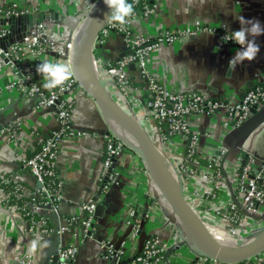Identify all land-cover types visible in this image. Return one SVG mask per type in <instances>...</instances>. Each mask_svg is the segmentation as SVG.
Returning a JSON list of instances; mask_svg holds the SVG:
<instances>
[{"label": "built area", "instance_id": "1", "mask_svg": "<svg viewBox=\"0 0 264 264\" xmlns=\"http://www.w3.org/2000/svg\"><path fill=\"white\" fill-rule=\"evenodd\" d=\"M37 1L38 5L17 1L0 2V38L10 34L11 21L25 14L49 10L42 9L43 0ZM96 1H88L84 10L92 11ZM127 2L133 7L140 6L141 13L133 12L123 23L110 17L94 45L92 64L95 63L101 69L110 87L105 93L123 107L129 108L139 119L165 156L185 198L204 224L207 227H218L225 234L232 230L228 236L238 237L236 230L240 229L239 225L244 223L251 228L253 225L248 224L256 222L251 216H264V160L255 158L235 144L231 147L222 144L213 153L212 147L206 144L213 133L208 128L200 127L199 121L207 117L214 124L220 119L225 134L236 132L251 116L253 109L264 106V77L249 83L240 96L232 99L213 96L202 90L174 88L149 70L147 63L150 55L163 46H174L182 37L211 34L225 41L223 37L230 32L225 25H207L196 20L186 26H172L155 34H137L134 21L138 16L146 17L153 13L156 4L154 0ZM59 10L60 7L55 11ZM68 15L75 21L74 6ZM84 26V20L73 26L64 19H44L33 24L22 39L0 49V73L6 69L12 71L19 89L31 100L29 114L50 110L56 122V127L46 134H34L35 148L27 150L25 147L16 153L19 170L17 168L8 174H0V215L13 211L25 222L24 231L32 239L41 241L53 234L58 236L56 260L53 261L52 257L48 264H72L79 255L81 241L78 238L82 236L93 240L100 247L101 256L112 260L113 264H165L170 262V258L166 260L164 257L166 251L178 245L175 237L179 234L175 221L165 224L167 236L147 235L138 252L130 259L126 258L128 238L140 235L155 211L159 215L161 213L163 219L165 208L157 188L156 191L152 189L140 158V167L135 171V187L138 191L142 189V192L137 204L135 202L126 206L122 212L121 227L125 231V238L115 242L96 233L94 223L97 198L103 190L119 184L121 175L117 164L126 153H132L111 127L101 134L104 146L101 187L94 198L80 203L78 213L66 219L59 215V204L65 201L57 169L60 142L64 138L87 134L86 130L78 129L72 121L75 101L84 92L73 73L62 85L54 89L45 88L43 85L46 80L42 74L37 73L36 66L48 61L70 65L72 68L73 54ZM225 42L239 45L232 40ZM20 124L21 116L16 115L4 128L6 134L0 146L15 141ZM232 147L236 154L231 167H226L225 158ZM27 152L31 155L27 156ZM21 168L24 170L19 172ZM25 170L33 178L30 187L23 174ZM144 181H148L150 186L145 187ZM6 185H11L9 190ZM13 199L19 200V203L11 205ZM51 216L64 221L55 229L49 222ZM68 236L76 242L62 240V237ZM179 236L181 242L190 245L187 237ZM32 263L33 254L25 250L16 255L10 264ZM187 264L223 263L196 257ZM240 264H264V254Z\"/></svg>", "mask_w": 264, "mask_h": 264}, {"label": "crops", "instance_id": "2", "mask_svg": "<svg viewBox=\"0 0 264 264\" xmlns=\"http://www.w3.org/2000/svg\"><path fill=\"white\" fill-rule=\"evenodd\" d=\"M12 1L28 5L39 4L37 0H0V2ZM88 1L90 0H78V7H84ZM66 2L67 0H43L41 5L42 9L56 10ZM154 2L156 8L153 13L146 17L138 16L134 21L137 34H155L172 26H186L196 20L207 25H225L227 30L232 32L241 28L239 17L258 20L264 26V0H154ZM255 42L259 45L256 57L251 61L245 60L237 64L235 69L229 67V61L242 46L228 44L211 34L182 37L174 46H163L156 53L151 54L147 64L154 75L161 76L174 88L185 91L202 90L224 99L237 98L249 83L264 77V34L256 36ZM30 101L27 94L19 89L11 70L6 69L0 73V109H7L3 113L0 112V121L4 123L16 115L21 116L15 141L0 146L2 160L0 174H8L16 171L17 168L19 170L16 153L25 147L27 150L30 147L35 148L37 145L34 134H46L56 127L50 110L29 114ZM255 111L263 116L264 106ZM72 121L78 129L86 130L87 134L77 138H64L60 142L57 169L62 181L65 201L59 204V215L64 219L78 213L80 203L94 198L101 187L104 148L101 134L110 126L94 102L84 93L75 101ZM199 124L200 127L208 128L213 133V137L206 143L212 147L213 153L217 152L222 144L229 147L234 144V134H225L220 126V119L213 124L211 119L201 118ZM260 125L255 126L254 129ZM120 138L128 144L135 145L134 141H126V137ZM243 150L246 151L244 148ZM235 154L232 147L225 158L226 167H231ZM139 158L134 152L126 153L123 160L117 164L121 175L119 184L103 190L97 198L98 205L102 207L94 223L97 235L109 237L115 242L125 238V231L121 227L122 212L127 208L126 206L135 202L137 204L142 192V189L138 191L135 187L137 179L135 171L140 167ZM259 160H264V157ZM23 170L21 168L19 172ZM23 174L28 181L27 186H32V176L26 170ZM148 185L149 182L144 181V186ZM152 189L156 191L153 184ZM160 215L155 211L143 226L140 235L128 238L125 246L127 259L138 252L142 240L147 235L167 236L165 224L174 220L164 207L163 219ZM64 219L51 216L49 222L56 229ZM24 227L25 222L13 211L0 215V264H10L16 255L28 250L29 242L33 239L25 233ZM79 239L81 241H79V255L72 264H113L112 260L101 256L100 247L93 240L83 236ZM175 239L178 249L170 254V262L165 264H187L196 259L195 252L187 243H181L179 235ZM62 240L70 243L75 241L70 236L62 237ZM58 241L56 234L41 240V243L46 242V246L33 254L32 264H48L50 258L55 255Z\"/></svg>", "mask_w": 264, "mask_h": 264}, {"label": "water", "instance_id": "3", "mask_svg": "<svg viewBox=\"0 0 264 264\" xmlns=\"http://www.w3.org/2000/svg\"><path fill=\"white\" fill-rule=\"evenodd\" d=\"M72 6H74L75 21H72L68 15ZM77 6L76 0H69L60 7L59 11L42 10L25 14L11 21V32L7 36L0 38V49H5L8 45L22 39L33 24L39 23L44 19H64L73 26L79 24L80 20H84L85 26L75 47L72 59L74 78L84 94L94 102L108 126L109 122L117 124L134 141L135 145H131L123 140L131 151L140 157L151 183L157 188L165 208L176 223L178 234L183 238H188L190 241L189 247L195 252L196 257H203L223 264H240L262 256L264 254V225L261 226L257 239L246 244L229 246L214 238L209 228L188 203L171 171L168 161L144 129L139 119L129 108L123 107L121 103L95 85L92 75L94 45L99 32L111 17V10L106 5L105 0H97L92 11H86L83 6ZM0 110L1 113L7 111L6 108H1ZM255 110H252L251 116L233 133L235 145L242 147V142L246 136L258 123L264 120V115H258ZM12 120L10 118L4 123L0 121V142L6 134L4 128ZM232 197L237 202L233 193ZM101 208L97 204L95 218ZM251 217L254 219L264 218V216ZM187 244L189 243L187 242ZM176 249H178V246L170 247L164 255L165 259L168 260L172 251ZM55 260L56 255L53 256V261Z\"/></svg>", "mask_w": 264, "mask_h": 264}, {"label": "clouds", "instance_id": "4", "mask_svg": "<svg viewBox=\"0 0 264 264\" xmlns=\"http://www.w3.org/2000/svg\"><path fill=\"white\" fill-rule=\"evenodd\" d=\"M109 7L112 20L120 23L125 22L126 18L133 13V6L127 0H105ZM241 28L226 34L223 39L225 41L232 40L241 45V49L229 61V67L235 69L236 65L245 60H253L259 52V45L255 42V37L264 34V26L258 20H246L239 17ZM251 37V38H249ZM36 71L42 74L46 80L44 87L54 89L62 85L72 75V68L70 65H65L58 62H42L36 66ZM46 246L41 243L39 239H33L29 242L28 251L34 254L38 249Z\"/></svg>", "mask_w": 264, "mask_h": 264}, {"label": "rangeland", "instance_id": "5", "mask_svg": "<svg viewBox=\"0 0 264 264\" xmlns=\"http://www.w3.org/2000/svg\"><path fill=\"white\" fill-rule=\"evenodd\" d=\"M259 124H261V125L258 126L256 129H254L246 137V139H244L242 142L243 148L246 151L253 153V155H255L257 157V159L264 157V120H262L257 125H259ZM126 141H129V140L127 139ZM131 142H133V141H131ZM247 220L245 219V221H247ZM243 224L239 225L240 229L236 230V233L239 236L238 237L234 236V238H236L237 241H240L239 242L240 244H246L247 242L249 243V241L255 235L258 234V232L260 231V228H261V226H257L258 224L256 222H252L251 224H248V226L253 225V227H251V228L247 227L246 224L245 225H243ZM231 232H232V230L227 232L226 234L229 235Z\"/></svg>", "mask_w": 264, "mask_h": 264}, {"label": "bare ground", "instance_id": "6", "mask_svg": "<svg viewBox=\"0 0 264 264\" xmlns=\"http://www.w3.org/2000/svg\"><path fill=\"white\" fill-rule=\"evenodd\" d=\"M92 75H93V82L95 83V85L99 89H101L103 92L107 93L109 91L108 85L106 84V81H105V78L103 77V73L101 69L98 68L95 65V63L92 64ZM109 125L111 126V128L113 129V131L118 137H124V139L126 137L129 141H133L125 134V132L117 124L113 122H109ZM208 228L211 234L213 235V237L216 238L219 242L229 245V246H237L240 244L239 243L240 241H237L233 237L226 235L223 232V230L219 229L218 227H208ZM256 239H257V235H255L249 242H252Z\"/></svg>", "mask_w": 264, "mask_h": 264}, {"label": "trees", "instance_id": "7", "mask_svg": "<svg viewBox=\"0 0 264 264\" xmlns=\"http://www.w3.org/2000/svg\"><path fill=\"white\" fill-rule=\"evenodd\" d=\"M133 12L141 13L140 6H137V5L134 6L133 7ZM30 155H31V153H27V156H30ZM10 187H11V185H6L7 190H9ZM10 203H11V205H14V204L19 203V200L13 199V200H11ZM256 223L259 224V226H263L264 225V218H262V219H256Z\"/></svg>", "mask_w": 264, "mask_h": 264}]
</instances>
